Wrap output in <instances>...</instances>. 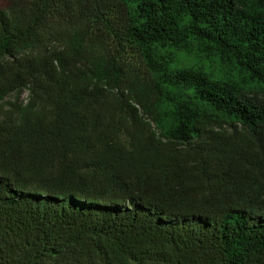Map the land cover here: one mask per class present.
I'll return each mask as SVG.
<instances>
[{
  "label": "trees",
  "instance_id": "obj_1",
  "mask_svg": "<svg viewBox=\"0 0 264 264\" xmlns=\"http://www.w3.org/2000/svg\"><path fill=\"white\" fill-rule=\"evenodd\" d=\"M0 264H264V0H0Z\"/></svg>",
  "mask_w": 264,
  "mask_h": 264
},
{
  "label": "rangeland",
  "instance_id": "obj_2",
  "mask_svg": "<svg viewBox=\"0 0 264 264\" xmlns=\"http://www.w3.org/2000/svg\"><path fill=\"white\" fill-rule=\"evenodd\" d=\"M107 46L111 52L117 51V46L115 43H113L110 40H107ZM120 61L122 62L126 74L130 78H135V79H142L143 77L146 76L147 70L146 66L143 63L141 56L135 52L134 50L130 49L127 46H124L122 51L120 49L119 54H117ZM180 61L185 62L187 64H192V63H200L204 64L206 67H210L214 72H218V65L213 61H208L204 56H200L199 54L196 53H187V54H179ZM26 97V91L24 90L20 95L19 99H25Z\"/></svg>",
  "mask_w": 264,
  "mask_h": 264
}]
</instances>
